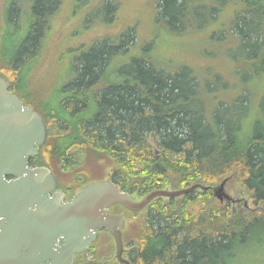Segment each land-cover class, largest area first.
<instances>
[{
  "label": "trees",
  "instance_id": "1",
  "mask_svg": "<svg viewBox=\"0 0 264 264\" xmlns=\"http://www.w3.org/2000/svg\"><path fill=\"white\" fill-rule=\"evenodd\" d=\"M87 7L84 0H31L26 16L10 0L3 11L12 29L3 34L7 49L0 54V76L25 106L38 110L47 129L30 165L50 169L64 194L68 175L79 184L75 194L111 179L136 200L155 190L201 185L206 189L156 199L137 214L111 208L125 219L143 215L129 242L131 264H238L252 240L264 238V0H159L148 37L128 25L89 45L68 44L61 51L66 74L54 83L53 104L46 103L30 78L44 68L68 19L86 11L80 32L90 29L99 12L93 16ZM208 24L209 41L227 47L229 80L227 73L192 63L161 64L159 32L182 37ZM75 30L69 39L78 38ZM238 111L247 114L243 122ZM84 160L110 163L103 168L108 176L70 172ZM225 181L235 202L220 205L214 191ZM93 248L76 256L75 264ZM95 259L91 264H99Z\"/></svg>",
  "mask_w": 264,
  "mask_h": 264
},
{
  "label": "water",
  "instance_id": "2",
  "mask_svg": "<svg viewBox=\"0 0 264 264\" xmlns=\"http://www.w3.org/2000/svg\"><path fill=\"white\" fill-rule=\"evenodd\" d=\"M46 139L41 114L25 106L0 76V264H74L75 257L98 239L99 230L113 237L118 263L131 264L124 259L126 220L110 214V209L119 205L137 214L156 199L206 189L194 185L155 190L136 200L108 179L85 186L65 203L54 173L46 167H29V159L38 155ZM8 176L13 180L6 181ZM225 187L226 181L214 191L216 199L222 204L235 202Z\"/></svg>",
  "mask_w": 264,
  "mask_h": 264
},
{
  "label": "rangeland",
  "instance_id": "3",
  "mask_svg": "<svg viewBox=\"0 0 264 264\" xmlns=\"http://www.w3.org/2000/svg\"><path fill=\"white\" fill-rule=\"evenodd\" d=\"M9 0H0V54L1 52L5 53L7 49L4 41V33L11 31V26L9 25L8 18H3V11L5 6L7 5ZM20 4L22 10L27 16L31 8V0H16ZM159 0H110V6L107 7L105 5L104 0H84V2L88 5V11L94 15L98 12V17H93L91 22L92 26L90 29L86 31L80 32L79 23L83 19L84 15L88 12L83 11L76 17L72 19H68L65 26H62L60 29V36L56 41V44L53 46L52 52L50 56H48V60L44 64V68L41 72H37L32 75L30 78V86L32 90L40 95L42 100L46 103L53 104V88L54 83H57L58 80L66 74L67 70V61L63 59L61 56V51L68 45H82V44H91L95 39L100 38L102 36L108 34H114L120 32L123 28L128 25H133L135 27L140 28V34L148 37L146 33L151 29L153 25V21L151 19L152 15L156 11V5ZM66 18V16H65ZM64 18V20H65ZM226 16L221 14L220 22L225 20ZM109 19H115L116 22L120 24H116L111 28H100L99 24L103 21H108ZM25 21V18L23 19ZM76 29L74 34L78 36L77 39H69L68 34L72 29ZM212 31L211 24H208L201 31H192L185 34L182 37L167 35L163 32H159V41L156 49L157 58L161 62L162 65L167 66L169 68L175 67L182 63H192L195 66L198 65L201 68H209L215 69L216 71L227 73V80H229L228 67H226V61L223 57L224 52L226 50L225 46L222 45V42L212 43L209 41V34ZM154 33V29H153ZM75 35V36H76ZM61 45V48L58 49V46ZM58 49V50H57ZM60 55V56H59ZM200 56H204V63H200ZM116 62L114 66H117ZM202 65L204 67H202ZM32 68L29 69L31 72ZM243 81V77H241ZM235 82V80H234ZM53 84V85H52ZM235 88L236 94L239 93V88ZM256 85L251 87V91L255 90ZM220 88H218L219 90ZM222 89V88H221ZM224 91V90H222ZM224 92H227L224 91ZM222 99L227 100L229 98L228 94H223ZM242 116H239L237 120L239 122H243L247 116L246 112L241 113ZM52 126V124H51ZM48 151H46L47 154ZM49 155V152H48ZM48 157V156H47ZM108 164H97V162H89L88 160H84V162L77 165L74 170L70 171L75 175H78L81 178V175H86L83 171L90 173L91 176L94 174V178H102L107 177L109 171L103 170ZM58 175L60 173L63 174L62 168L58 169ZM66 173V172H65ZM68 175V174H67ZM64 191H66L67 199L72 198L75 193L74 190L79 188L78 182H76L75 177L68 175L64 176ZM234 198H243L248 199V197H240L235 195ZM225 204V203H223ZM220 204V205H223ZM247 207L250 205V202H247ZM255 211L256 207H248ZM112 213H115L113 211ZM118 215V214H117ZM129 217V216H128ZM143 221V215L134 218L126 219V227L123 231V241L126 249L131 251L129 247V242L133 238L134 232H137L139 228L142 226L141 223ZM141 225V226H140ZM94 255H96L94 257ZM99 258V264H119L116 259V247L113 237L104 230L99 231L98 240L94 243V248L92 253L86 255L85 259L78 264H91L95 258ZM238 264H264V238L256 237L255 240L248 245L246 252L244 253L242 259L238 262Z\"/></svg>",
  "mask_w": 264,
  "mask_h": 264
},
{
  "label": "flooded vegetation",
  "instance_id": "4",
  "mask_svg": "<svg viewBox=\"0 0 264 264\" xmlns=\"http://www.w3.org/2000/svg\"><path fill=\"white\" fill-rule=\"evenodd\" d=\"M9 1H10V0H9ZM29 167H30V168H36V167L31 166L30 163H29ZM5 179H6V181H11V180H13V178L10 177V176L6 177ZM65 196H66V194H65ZM74 196H75V195H74ZM74 196H73V197H74ZM73 197L70 198V199H67V196H66L64 202L67 203V202L71 201V200L73 199ZM110 214L115 215L114 213L111 212V209H110ZM99 231H100V230H99ZM99 231H98V234H99ZM108 233H109V232H108ZM60 244L62 245L63 242H61ZM124 258H125L126 260L130 261V263H132V262H131V258H130L129 250L126 249V248H125Z\"/></svg>",
  "mask_w": 264,
  "mask_h": 264
}]
</instances>
